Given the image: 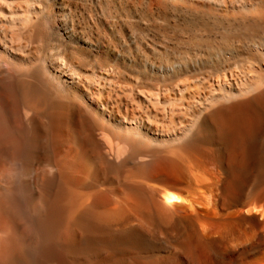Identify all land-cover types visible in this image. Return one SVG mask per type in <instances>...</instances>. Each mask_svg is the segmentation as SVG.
Masks as SVG:
<instances>
[{"label":"bare ground","instance_id":"obj_1","mask_svg":"<svg viewBox=\"0 0 264 264\" xmlns=\"http://www.w3.org/2000/svg\"><path fill=\"white\" fill-rule=\"evenodd\" d=\"M0 264H264V0H0Z\"/></svg>","mask_w":264,"mask_h":264}]
</instances>
